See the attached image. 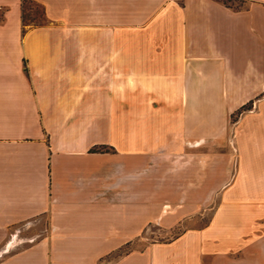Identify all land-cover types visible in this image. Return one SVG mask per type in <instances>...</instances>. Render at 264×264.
Wrapping results in <instances>:
<instances>
[{
    "label": "crops",
    "instance_id": "crops-1",
    "mask_svg": "<svg viewBox=\"0 0 264 264\" xmlns=\"http://www.w3.org/2000/svg\"><path fill=\"white\" fill-rule=\"evenodd\" d=\"M0 264H264V0H0Z\"/></svg>",
    "mask_w": 264,
    "mask_h": 264
},
{
    "label": "rangeland",
    "instance_id": "rangeland-1",
    "mask_svg": "<svg viewBox=\"0 0 264 264\" xmlns=\"http://www.w3.org/2000/svg\"><path fill=\"white\" fill-rule=\"evenodd\" d=\"M24 17L27 22H44L42 6L35 1H25ZM161 153V151H159ZM179 164V163H178ZM180 166V164H179ZM212 203L205 207L201 212L185 217L179 223L169 227L157 223H150L144 229L139 241L135 242V246L143 247L146 243L155 240H167L182 232L186 226L199 225L205 223L211 215ZM50 229V223L47 215H41L33 219L21 222L11 228L12 249H17L30 244L40 235L47 233ZM128 246L113 254L116 256L120 252L127 250Z\"/></svg>",
    "mask_w": 264,
    "mask_h": 264
},
{
    "label": "trees",
    "instance_id": "trees-1",
    "mask_svg": "<svg viewBox=\"0 0 264 264\" xmlns=\"http://www.w3.org/2000/svg\"><path fill=\"white\" fill-rule=\"evenodd\" d=\"M224 2H226V3H229L230 2V0H223ZM25 2V1H24ZM42 6V5H41ZM43 8V7H42ZM43 14H44V16H45V13H44V10H43ZM45 18H46V16H45ZM23 20H24V23H31V22H27V21H25V17H24V6H23ZM35 23H43V22H35ZM105 147H93L92 148V150H99V149H104ZM124 249V248H123Z\"/></svg>",
    "mask_w": 264,
    "mask_h": 264
}]
</instances>
